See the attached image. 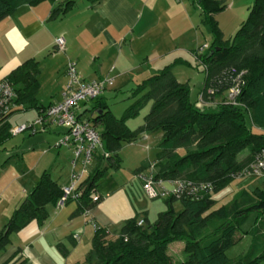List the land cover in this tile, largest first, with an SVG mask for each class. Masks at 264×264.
Returning a JSON list of instances; mask_svg holds the SVG:
<instances>
[{"label":"trees","instance_id":"1","mask_svg":"<svg viewBox=\"0 0 264 264\" xmlns=\"http://www.w3.org/2000/svg\"><path fill=\"white\" fill-rule=\"evenodd\" d=\"M43 1L55 2L0 0V19L22 6H34ZM197 2L211 41L206 52H202L201 46L191 52L197 66L200 65L205 73L199 96L205 98L207 104L200 103L199 97L195 102L191 100L187 83L176 78L171 70L172 63L159 68L132 88L137 92L146 90L137 103L151 100L149 112L136 129L127 126V115L114 116L101 96L89 99L93 106L85 107L84 112L79 110L80 105L89 100L80 102L77 117L89 121L96 130L100 127L97 132L102 146L95 151L88 174L77 184V197L69 200L76 201L77 211H88L101 199L97 185L100 174L106 165L118 166L123 143H132L143 133L157 131L161 133L159 151L154 160L142 165L135 175L152 162L158 178L211 182L214 189L197 198L168 196L166 210L159 212L154 223L147 222V217L132 216L112 234L106 226L96 225L91 248L81 264H264V188H244L229 203L217 204L218 200L213 197L232 180L238 179V174L253 162L255 155L264 151V0H254L247 19L228 39L216 19L228 4L223 0ZM74 3L75 0H64L52 12L63 14ZM40 69L39 61L29 58L0 79L7 81L14 90L13 106L0 123V149L13 135L9 118L14 112L34 108L38 119L54 104L46 106L37 98ZM65 70L66 64L63 88L67 81ZM235 83L239 85L238 93L231 100L229 90ZM52 125L57 127L59 139L68 131L67 127L54 123L43 124L42 129L50 130ZM35 127V132L28 131L29 135L38 131L37 124ZM62 145L71 148L74 160V146L59 144L58 147ZM245 152V157L239 159ZM71 164L70 175L77 171ZM64 185L52 177L50 169L42 171L32 191L0 230V251L6 249L11 235L29 222L44 223L48 216L47 204H57ZM175 200L182 206L180 211L173 207ZM251 212L256 218L255 225L245 231L250 237L249 249L233 261L226 250L234 244L237 230ZM139 220H143V224L138 225ZM176 240L184 242L185 257L173 261L167 248ZM24 263L25 259L20 257L9 264Z\"/></svg>","mask_w":264,"mask_h":264},{"label":"crops","instance_id":"2","mask_svg":"<svg viewBox=\"0 0 264 264\" xmlns=\"http://www.w3.org/2000/svg\"><path fill=\"white\" fill-rule=\"evenodd\" d=\"M223 1L228 4L229 0ZM237 1L233 0V5ZM196 2L197 0H85L84 6L79 8L75 0L74 5L65 13L58 11L56 15L52 12L55 5L51 1L22 6L0 19V79L29 58H35L39 63L45 61L46 58L40 59L54 50L55 38L62 36L65 40L64 52L52 57L54 61L59 60L55 61L58 74L56 81L59 84L57 90L62 92L65 82L64 67L68 58L76 62L84 80L92 81L107 76L112 80L113 88L123 87L129 82L139 83L159 68L172 63L167 60L166 55L176 50L185 52L182 47H192L191 37L190 43L180 42L184 36L194 33L198 19L202 22ZM128 37H131L130 41ZM193 37L196 40V35ZM127 42L132 51L127 58H123L124 51H128L124 46ZM134 49L143 50L137 60L130 59L132 54H136ZM179 54L174 59L187 61V54ZM46 65L44 62V67ZM140 75L142 78L137 80ZM60 100L61 93L46 106ZM72 161L73 157L70 162ZM76 167L80 168V165L76 163ZM70 172L71 169L63 175V180L58 181L67 184ZM248 182L250 183L244 180L241 188L248 187ZM4 188L0 190V199L10 187ZM12 188L14 191L10 195L11 203L8 206L5 202L0 204V230L17 205L33 189ZM135 188L110 187V190H106L108 192L98 188L100 201L83 213L77 211L75 200H69L63 206L47 204L48 216L44 223L39 225L33 220L16 232V236H11L6 249L0 251V264L12 263L20 257L25 259L24 264L83 263L91 248L96 225L106 226L112 234L119 230L125 219L133 216V207L126 198L130 190ZM85 242H89L88 250ZM84 245L85 250L80 252V247ZM75 255L79 257H74Z\"/></svg>","mask_w":264,"mask_h":264},{"label":"rangeland","instance_id":"3","mask_svg":"<svg viewBox=\"0 0 264 264\" xmlns=\"http://www.w3.org/2000/svg\"><path fill=\"white\" fill-rule=\"evenodd\" d=\"M62 1L64 0L54 2L55 7H58V3ZM84 2L85 0H77V7H83ZM232 2L233 0H229L228 6L217 14V19L225 39L234 36L241 21L247 19L250 7L254 0H250L248 3L247 0H238L235 5H233ZM195 5L198 11V3L196 2ZM197 23L194 33H192V35L184 36L181 38L180 42V44L190 43L192 38V47H182L185 48V52L182 50H176L173 53L166 55L167 60H171L170 63L172 62L171 70L173 74L182 83H187L190 89L191 100L194 102L197 101V98L199 97L200 88L205 80V73L200 65L197 66V61L191 51L195 49L198 50L201 46L202 52H206V46L211 41L208 26L202 22L200 23L199 19ZM194 35H196V40H194ZM130 39L131 37H128V41H130ZM124 46L125 50L128 51H124L122 57L127 58L126 56H128L132 50H130L128 42L125 43ZM189 48L192 49L189 50ZM134 51L136 54L135 56L132 54L133 57L130 59L137 60L140 58L143 50L134 49ZM63 52L64 50L50 52L46 57L40 59L44 60V58H46L45 61H40L41 63H39L41 71L37 75V80L39 82L37 98L44 105L48 104L56 98L59 93H61L59 89L57 90L59 84L56 81L58 74H56L55 61L59 60L54 61L52 57L56 54L60 55ZM180 52L187 54L186 57L184 56L187 58V61L174 59L176 56L180 55ZM44 62L47 63L45 67ZM136 72L137 71H133V73ZM141 76L142 75L137 77V80H140V78H142ZM106 77L107 76L104 78ZM87 81L91 80L87 79ZM136 84L138 83L129 82L123 87L113 88L110 83L107 85V88L103 91L101 96L106 101L109 110L114 116L121 118L124 115H127L125 121L127 126L131 129H136L143 123V118L149 112L151 107V100H144L137 103L138 100L143 97L146 90H141L139 92L132 90ZM233 87H237L238 89L239 85L235 83L230 89ZM200 103L207 104V100L202 98ZM92 106L93 101L89 100L86 104L81 103L79 110H83L85 107L91 108ZM37 115V110L34 108L14 112L9 118L12 129H15L17 126H23L26 123H33L37 119ZM37 128L38 131L32 135H29L27 131L13 134L12 137L5 142L4 147L0 149V190H4V187H10L7 189L8 191L5 190L3 192L0 204L5 202V205L8 206V204L11 203L12 200L10 199V195H12L14 191L12 187H34L40 178V174L45 168L50 169L52 177L58 180H63V175L67 173L68 170L72 169V164L70 162L73 155L72 150L64 145L58 148L60 137L57 133V127L52 125L49 127L50 130H44L41 125H37ZM96 128L99 131L100 127L97 126ZM160 141L161 133L157 131L143 133L132 143L124 142L119 150L120 161L118 166L106 165L105 168L103 167V172L100 174V178L97 182L99 190L104 192L107 189L110 190V187H136L135 189L130 190L126 201L133 207V216H137L138 219L147 217V222L149 223H154L159 212L166 210L167 206L165 201L167 200V197L160 196L150 199L147 196L143 185L140 183L139 179L136 178L135 173L138 170H141L140 168L143 164L154 160L159 151ZM181 154H184V152L182 151ZM245 155L246 152L240 154L239 159H243ZM75 170H78V167H76ZM243 177H241V179L232 180L226 187L213 194V197L218 200L217 204L231 202V200L242 191L243 188H241V183H243L244 180L245 182L250 181V183L248 182L249 186L245 185L248 186L246 188H264V174H262L261 177ZM165 186H168V183H165ZM125 194L126 193H124V198ZM173 207L176 211L182 209L179 200L174 201ZM255 218L256 214L251 212L246 221L241 224V229L239 228L237 230L234 244L226 250L229 259L235 261L238 257L247 253L250 245V237L245 231H248L255 225ZM11 236H16V232ZM65 243L67 244V241ZM87 244H89V242L85 244L86 250H88L89 247ZM85 245L84 247H80V252L85 250ZM183 248L184 242L180 240L173 241L169 244L167 249L173 261L182 260L185 257L183 254ZM74 257L79 256L75 255Z\"/></svg>","mask_w":264,"mask_h":264},{"label":"built area","instance_id":"4","mask_svg":"<svg viewBox=\"0 0 264 264\" xmlns=\"http://www.w3.org/2000/svg\"><path fill=\"white\" fill-rule=\"evenodd\" d=\"M65 49V40L62 36L55 38V48L53 52L63 51ZM65 74L67 77L66 84L61 92V100L51 104L44 111V115L39 117L34 123H26L23 126H17L12 129L13 134L29 131L35 132V125H43L46 123H54L59 127H67L68 131L60 139L59 144H69L74 146L73 166L78 163L80 168L72 171L69 183L64 185L61 198L57 201L58 206H63L69 199L77 197L75 189L77 184L88 174L89 165L97 148L102 146L99 133L89 121L81 120L77 117L80 102L101 95L106 85L112 83L109 78L97 79L92 81L84 80L79 74L76 62L67 59ZM236 90V93H235ZM238 93L237 87L229 90V98L234 100ZM14 96L13 87L5 80H0V123L4 122V118L11 110L12 98ZM202 97L199 96V102ZM264 174V151L255 155L253 162L245 166L238 174V179L261 177ZM143 185L147 196L150 199L157 197L174 196L181 198L199 197L204 192H212L214 187L211 182L193 183L185 180H167L156 176L154 163H150L148 167L136 174ZM168 183V186H165ZM143 224V220H139L138 225Z\"/></svg>","mask_w":264,"mask_h":264},{"label":"water","instance_id":"5","mask_svg":"<svg viewBox=\"0 0 264 264\" xmlns=\"http://www.w3.org/2000/svg\"><path fill=\"white\" fill-rule=\"evenodd\" d=\"M198 1H200V0H198Z\"/></svg>","mask_w":264,"mask_h":264}]
</instances>
